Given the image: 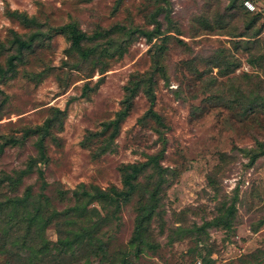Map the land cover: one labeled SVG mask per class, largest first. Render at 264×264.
I'll return each instance as SVG.
<instances>
[{"label":"rangeland","instance_id":"1","mask_svg":"<svg viewBox=\"0 0 264 264\" xmlns=\"http://www.w3.org/2000/svg\"><path fill=\"white\" fill-rule=\"evenodd\" d=\"M158 9L164 33L148 41L134 29L154 28ZM15 11L33 18L44 35L16 61L13 75L0 78V172L17 178L34 159L37 169L25 173L15 191L5 185L3 194L22 195L32 188L35 195H44L51 202L48 216L55 214L47 236L56 243L59 223L98 220L96 211L112 214L114 207L106 209L96 201L85 215H61L79 206L77 193L94 186L123 189L124 164L162 154L170 183L161 191L163 199L145 231L147 245L136 257L131 240L137 207L158 180L151 168L139 177L136 194L100 229L107 252L90 264H114L123 254L130 264H264V156L249 165L245 150L264 141V107L245 112L238 104L242 99L235 93V80H229L260 66L264 50L247 36L262 28L258 37L264 41V0H0L4 66L16 52L9 42L13 33L35 30L33 22L13 16ZM254 18L257 24L249 30ZM67 23L90 34L107 32L88 60L70 50L66 34L57 30ZM243 32L245 36H238ZM161 49L167 77L158 73L155 109L164 125L146 116L150 101L141 92L101 153L102 137L93 133L116 117L126 85L151 69L154 53ZM215 49L228 50L232 62L240 60L230 76H221L212 66ZM212 75L218 82L206 86ZM55 109L62 110L61 119L46 139V158L38 152L37 134L23 143H5L23 138L26 127L44 124ZM232 202L230 228L211 226L199 241L174 233L183 222L212 219L223 204L227 208Z\"/></svg>","mask_w":264,"mask_h":264},{"label":"trees","instance_id":"2","mask_svg":"<svg viewBox=\"0 0 264 264\" xmlns=\"http://www.w3.org/2000/svg\"><path fill=\"white\" fill-rule=\"evenodd\" d=\"M158 13L159 9L154 14V28L150 30L135 28L134 32L141 33L148 41L163 35L162 22L157 19ZM12 15L23 18L28 24L33 22L35 30H31L28 34L13 33L9 42L16 52L9 55L6 66L0 64V78L13 75L16 71V61L23 59L25 51L32 48L36 40L44 35V31L38 25L36 26V21L33 18L17 11L12 12ZM257 21L258 19L254 18L252 21L253 27L251 26L252 28L249 30L255 27ZM57 30L66 34L70 41V50L77 52L83 60H88L89 57L97 52L98 47L102 46L98 39L107 33L96 31L90 34L81 30L75 23L58 26ZM262 31V28H258L252 35L248 34L249 36H247L249 37L248 39L254 37L253 41H255L258 50H264V41L261 40V36L258 37ZM245 33H240L238 36H245ZM121 49L120 53H123L125 46L122 45ZM162 50L154 53L155 62L151 69L137 74L126 85L127 94L123 101V107L117 112L116 117L106 122L102 131L93 133L95 136L102 137L101 153L106 152L110 147L111 142L119 132L121 122L130 113L134 98L141 92L150 101L146 116L154 119L160 125H164L162 116L155 109L157 100L155 87L158 73H163L167 77L166 69L160 63ZM214 53L216 56L212 66L219 68L221 76H230L240 66V60L231 61L228 50L215 49ZM262 60L264 61V56L260 57V66H257L258 68L255 72H245L235 78H229V80H235V84H233L235 85V93L242 99L238 104L245 112L255 113L261 107H264V76L262 77L261 73L264 64ZM195 73H199V71L195 70ZM210 77V80L206 82V86H211L218 82L217 76L212 75ZM61 111L60 109H55L52 117L48 118L44 124L36 127H26L23 138L11 137L5 143H23L30 135L37 134L36 145L38 152L42 159L46 158V139L51 135L53 126L60 121ZM109 130L111 132L108 133ZM245 150L249 157V165H254L260 157L264 156V141L257 140L256 148ZM162 157V154H155L146 161L124 164L121 167L124 182L123 189H118L115 186L109 189L94 186L90 190H83L82 193H77L76 198L79 206H73L61 213V215L70 217L80 212L85 215L88 213L89 206L96 201L103 203L106 209L114 207L112 214L102 216L96 211L95 213L99 216L98 220H90L88 223L67 220V222L59 223L57 228L60 238L56 243H53L47 236V228L52 223L55 214L53 215L52 213L51 216H48V208L51 206V202L46 200L44 195H35L32 188H27L24 194L16 196L3 194L2 191L4 186L9 184L15 191L21 184L24 174L37 169L36 160H32L26 170H22L17 178L6 172H0V234L2 235L0 257L3 258V264H73L81 261L85 262V264H90L94 258L101 255V252H107L106 243L98 235L100 229L104 224L112 220L113 216L111 217V215H116L122 205L136 194L139 186V177L147 169L151 168L157 175V184L154 185L153 190H148V198L137 207L136 224L131 240V245L137 246L135 256L139 257L141 251L147 245L144 239L147 226L154 219L160 201L163 199L161 191L170 183V178H168L170 169L161 164L160 160ZM39 173L43 176L44 170L40 169ZM234 202L227 208L223 204L217 216L210 220H205L202 224L195 222L193 224H184L183 222V224L176 227L174 233L178 234L182 239L189 236L199 241L211 226L230 228L233 226L232 219L235 214ZM67 226L68 228H65ZM193 252H198L197 248L193 249ZM114 264H130L127 254H123L121 259L116 258Z\"/></svg>","mask_w":264,"mask_h":264}]
</instances>
